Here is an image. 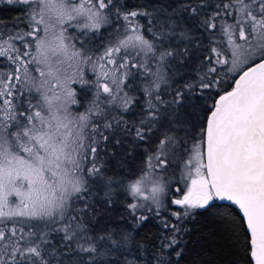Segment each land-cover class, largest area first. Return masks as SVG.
Here are the masks:
<instances>
[{"label": "snow or ice", "instance_id": "1", "mask_svg": "<svg viewBox=\"0 0 264 264\" xmlns=\"http://www.w3.org/2000/svg\"><path fill=\"white\" fill-rule=\"evenodd\" d=\"M0 6V264H184L196 216L201 264H264V0ZM193 44L196 76L170 83Z\"/></svg>", "mask_w": 264, "mask_h": 264}, {"label": "trees", "instance_id": "2", "mask_svg": "<svg viewBox=\"0 0 264 264\" xmlns=\"http://www.w3.org/2000/svg\"><path fill=\"white\" fill-rule=\"evenodd\" d=\"M150 0H127V3L130 6H136V5H142V4H148ZM163 3H175L177 0H161ZM18 15V12L9 6H0V24L5 25H12L16 21V17ZM187 20L188 18L185 17ZM74 31V35H79V33L76 32L75 29H69V32ZM193 31L196 34V38L198 41H203L204 46H207V40L206 36L207 33L204 34V36L200 35V29H193ZM80 39H88L87 37H81ZM80 39L76 40L75 43L79 46ZM105 37L102 39L101 37L97 36L94 40H90L89 44L92 47H98L100 46L104 40ZM189 55L184 57V63H180L177 61V63L174 65L173 68H170L168 71L170 73L171 79L170 83L176 80L181 81H187L190 80V78H194L197 73V69L199 67V58L205 54L204 47L199 46L198 44H193L192 47L189 49ZM178 70V71H177ZM91 75V73H89ZM131 79V78H130ZM180 85H177L179 87ZM74 88L79 89L80 85L76 84L73 85ZM140 87L139 80L132 81L130 85V94L134 95L138 100L139 104L136 105L132 112L124 113V117L129 121V124H131L134 121H138L139 119V107L143 105V92L142 91H136L137 88ZM174 91L172 88H168V91H164L162 93V97L165 101H171L172 95L171 93ZM78 99L81 101L82 104H87V99H85L84 95L78 94ZM194 102L197 103V108L193 112L192 109H189L190 112H192L194 122L197 117L201 115L199 104L203 101L196 100L194 98ZM78 107V106H74ZM163 107V106H162ZM83 110L82 108L80 109ZM138 155L136 158L129 159V164L132 166L133 169L140 168L141 160L143 155L146 154L145 148L141 147L137 150ZM128 170V166H125V171ZM165 216H169L168 212L164 213ZM171 219V217H169ZM185 224L190 229V232L187 233L186 238L189 240L187 244V250L185 252L184 256V264H192L193 261H196L197 264H201V262H207L214 259L212 252H213V242L214 238L210 237V233L213 231L212 227L206 222L204 217L196 216L193 219H190L188 221H185ZM159 225L157 224L155 227L151 228V230H146L145 232L141 233L142 236L148 235L151 236L156 232V227Z\"/></svg>", "mask_w": 264, "mask_h": 264}, {"label": "rangeland", "instance_id": "3", "mask_svg": "<svg viewBox=\"0 0 264 264\" xmlns=\"http://www.w3.org/2000/svg\"><path fill=\"white\" fill-rule=\"evenodd\" d=\"M70 33H74V31H71ZM180 186H181V187H183V185H182V184H181ZM178 195H179V194H178Z\"/></svg>", "mask_w": 264, "mask_h": 264}]
</instances>
